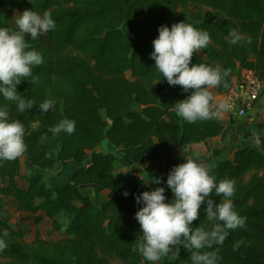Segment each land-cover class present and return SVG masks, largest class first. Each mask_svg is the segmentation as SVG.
I'll list each match as a JSON object with an SVG mask.
<instances>
[{"label":"trees","instance_id":"16d2710c","mask_svg":"<svg viewBox=\"0 0 264 264\" xmlns=\"http://www.w3.org/2000/svg\"><path fill=\"white\" fill-rule=\"evenodd\" d=\"M25 9L50 10L56 28L32 41L45 60L34 69L39 81L18 85L21 95L37 105L19 113L14 102L0 97L10 117L25 125L24 155L34 171L21 187L20 157L0 163V233H9L0 264H150L133 250L142 235L136 219L142 205L135 196L153 189L137 169L162 160L160 178L171 200L166 184L174 166L170 154L208 143L225 130L222 119L188 123L176 114L174 104L190 93L170 86L155 69L150 53L158 28L183 21L207 30L211 41L194 53L192 62L230 69L229 87L215 89L226 95L240 67L264 79V0H0V25L14 26V14ZM231 29L245 39L230 44L226 37ZM48 98L55 100V108L43 114L39 103ZM64 118L76 121L75 132L54 137L48 129ZM36 124L39 129L34 131ZM44 134L48 139L42 142ZM255 135L261 138L259 146ZM105 139L122 158L99 151ZM219 154L216 150L215 156ZM119 159L131 168L127 176L115 173ZM57 166L64 183L51 187L45 175ZM212 172L218 180L236 181L232 200L247 217L244 228L230 231L224 244L215 246L220 264H264V121L244 132L232 158L220 161ZM84 186H95L97 193L109 191L108 200L96 203ZM210 198L217 203L221 199L214 193ZM8 205L34 216L36 225L45 217L53 220L63 237L48 241L38 234L28 242L26 231L10 222ZM205 207L193 226L207 223ZM176 247L178 254L157 264H190L191 253Z\"/></svg>","mask_w":264,"mask_h":264},{"label":"clouds","instance_id":"9594fccd","mask_svg":"<svg viewBox=\"0 0 264 264\" xmlns=\"http://www.w3.org/2000/svg\"><path fill=\"white\" fill-rule=\"evenodd\" d=\"M12 21L14 26L0 25V97L14 102L16 110L25 113L37 103L21 95L18 85L24 80L33 85L37 83L39 76L34 75V69L45 62L43 53L32 41L55 30L56 21L50 10L40 13L34 9L17 12ZM158 33L150 53L155 69L170 86H182L185 93H190L174 104L176 114L188 123L223 119L234 105L230 97L217 99L213 89L229 87L231 70L206 62H192L194 53L199 54L208 47L210 33L183 21L171 27L163 24ZM226 39L234 45L245 37L237 29H231ZM39 108L43 114L54 110L55 100L45 99L39 103ZM75 130L76 121L70 118L61 119L48 129L54 137L62 132L72 135ZM25 132L24 123L12 119L9 106L0 103V163L15 160L27 151ZM47 139V134L41 137L42 142ZM254 140L258 146L262 143L259 135H255ZM185 158L186 162L169 170L166 184L173 193L171 200L163 186L135 196L136 203L142 205L136 213L142 235L133 250L150 264H157L164 256L178 254L177 245L191 253L190 264H220V249L215 246L223 245L230 231L246 226L247 217L239 213L232 200L236 181L218 180L210 167L190 156ZM153 182L161 184L162 178H155ZM212 193L221 197L219 203L210 198ZM123 195L127 197L129 193L126 191ZM204 204L207 223L193 226ZM8 236L7 230L0 233V251L8 246ZM242 243L237 242L235 247Z\"/></svg>","mask_w":264,"mask_h":264},{"label":"crops","instance_id":"0c3cea01","mask_svg":"<svg viewBox=\"0 0 264 264\" xmlns=\"http://www.w3.org/2000/svg\"><path fill=\"white\" fill-rule=\"evenodd\" d=\"M243 70H244L243 68H239L233 81H236L238 79V77L243 73ZM213 92L216 95L217 99L225 98V95L218 94L215 91V89H213ZM222 120L225 125V130L219 137L212 139L208 143H201L186 148L175 149L170 154V157L174 162V166L180 163H184L186 161L185 156H190L194 159L201 161L202 163L210 167L211 170H213L220 161L232 158L234 149L240 143V137L242 133L252 131L256 123L264 121V94H262L256 107L253 109V111H251L248 114L246 118L244 119L239 118L237 112L235 110H231L224 115V118ZM233 144L234 147H231ZM216 150L220 153L219 156H215ZM231 150L233 152H231ZM99 151L105 152L110 155H114L115 157L118 158H122V153H119L120 150L118 151L115 150V148L111 144H106L105 148L102 145ZM90 155L91 153H88L87 161L90 160ZM123 165L124 166H121L120 168H116V172H115L118 176L121 177L127 176V171H128L126 164ZM139 168H143L145 169V171L140 173ZM139 168L137 169L136 173L149 180L152 187H153L152 182L154 181V179L160 178L161 172L165 171L164 163L162 160L154 164L148 163ZM157 186L158 187L163 186V184L162 183L157 184ZM81 189L83 191H88L93 201H98V203H100L101 201L108 200L109 191H103L101 193H97L95 186H84ZM76 205L80 206L81 204L79 202H76ZM18 214L23 216H28L27 213H23V212L20 213L18 212ZM47 220H51V219L45 217L43 219V222ZM66 222H65V226L68 224ZM52 224H53V220H52ZM61 235L63 236L62 232ZM43 239L47 240L44 237Z\"/></svg>","mask_w":264,"mask_h":264},{"label":"rangeland","instance_id":"374dc122","mask_svg":"<svg viewBox=\"0 0 264 264\" xmlns=\"http://www.w3.org/2000/svg\"><path fill=\"white\" fill-rule=\"evenodd\" d=\"M16 14H17V12L14 14V17ZM127 76H128V78H130L131 77L130 73H128ZM38 129H39V125L36 124L34 126V131H36ZM106 144H111L108 139H105L102 143L104 148H105ZM231 147H234V144ZM231 152H233V151L231 150ZM20 162H21V173H20V176L18 177V183L21 187H26L28 179L34 171L30 168L28 159L24 154L20 157ZM123 164L124 163L119 159L117 161L116 167L120 168L121 166H124ZM126 166L128 168V171H127V175H128L131 172V169H130L129 165H126ZM60 171H61V167L57 166L55 169L48 171L46 173V175H45L46 182L49 186L53 187L55 184L61 185L62 183H64V180L58 179V174L60 173ZM144 171H145V169L139 168L140 173H142ZM156 187H158L157 184H155L153 182V189ZM95 202L98 203V201H95ZM7 214L10 217L9 220L13 226H15L16 228L20 227L26 231V233H27V239L26 240L28 242L34 241L38 234L40 235V237H42V238L44 237L47 240H58V239H61L63 237L61 235V232H57L54 229L53 224H52V220H47L44 222L42 221V223L40 225H36L34 222V216H32V215H28V216L19 215L18 212H16V210L13 208L12 205H8Z\"/></svg>","mask_w":264,"mask_h":264},{"label":"built area","instance_id":"2783aa9c","mask_svg":"<svg viewBox=\"0 0 264 264\" xmlns=\"http://www.w3.org/2000/svg\"><path fill=\"white\" fill-rule=\"evenodd\" d=\"M241 68V67H240ZM264 94V79L254 70L244 69L232 89L225 97H230L239 118L244 119L253 111ZM243 134V133H242Z\"/></svg>","mask_w":264,"mask_h":264}]
</instances>
